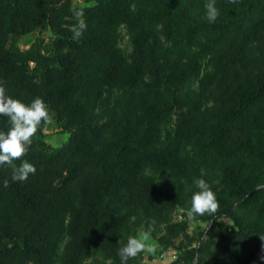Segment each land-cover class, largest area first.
Here are the masks:
<instances>
[{"label":"trees","instance_id":"16d2710c","mask_svg":"<svg viewBox=\"0 0 264 264\" xmlns=\"http://www.w3.org/2000/svg\"><path fill=\"white\" fill-rule=\"evenodd\" d=\"M86 1L0 0V84L25 104L42 98L68 133L52 146L37 132L24 182L0 166V264H121L118 250L152 220L150 237L179 252L169 264H264V0H215V23L208 0ZM37 28L51 53L41 37L17 44ZM202 168L219 209L192 218L208 226L182 247L188 220L173 216L191 208Z\"/></svg>","mask_w":264,"mask_h":264},{"label":"clouds","instance_id":"9594fccd","mask_svg":"<svg viewBox=\"0 0 264 264\" xmlns=\"http://www.w3.org/2000/svg\"><path fill=\"white\" fill-rule=\"evenodd\" d=\"M235 4L237 0H230ZM206 16L210 23H215L220 15L215 0H208L204 5ZM82 10L76 11L74 16L78 23L71 28L72 39L79 42L87 28L83 21ZM0 116L8 118L10 128L7 132L0 131V166H8L13 169L12 181L24 182L30 175L37 171L36 167L23 157L30 151L33 137L38 131L46 132L52 122V115L46 102L36 97L30 104L14 99L6 94V88L0 84ZM21 161L17 167L15 161ZM206 175L205 169L200 170V177L194 181L198 191L191 197V208L186 210L190 218L204 215H214L219 209V203L210 185L203 179ZM8 180L3 181V186L8 187ZM228 224L230 223L227 221ZM155 230V220L149 224L147 231L139 236H130L127 243L118 250L121 264H128L130 259H135L141 253H151L154 248L147 241ZM264 239V238H262Z\"/></svg>","mask_w":264,"mask_h":264},{"label":"rangeland","instance_id":"374dc122","mask_svg":"<svg viewBox=\"0 0 264 264\" xmlns=\"http://www.w3.org/2000/svg\"><path fill=\"white\" fill-rule=\"evenodd\" d=\"M73 5H86V4H92V1H86V0H71ZM37 37H41L43 39V51L45 53H51V33L50 31H44L40 30L39 28L35 29L32 32L25 33L22 35H19L16 37V42L21 48H27L30 46L34 40ZM118 45L122 49V51L125 54H128L131 51V43H130V32L127 29L125 25H121L118 29ZM31 67H33V64H30ZM197 90V80L192 79L188 86H186L184 89H182V94L185 92H195ZM98 113H99V119H104V109L101 107H98ZM173 123V120H170L168 122V127L170 128ZM45 133L44 140L52 145V146H59L61 145L68 137V133L61 130L59 124L56 122L55 118L52 115V122L48 126V130ZM148 174H152L151 171L147 170ZM155 175H158L156 173ZM214 181L217 180V177L214 175ZM183 213L186 214L185 209H177L174 213L173 219L179 220L182 219ZM187 220H188V236L184 238H178L176 239V243H179L180 246L185 247L191 243V245H195L196 241L195 238L198 236V233L200 232V229L197 227L200 225L201 227H207L208 224L206 223H199L196 224L192 218L188 217L186 214ZM220 221L224 224H228L227 221H229L231 224V221L227 218H222ZM143 233L141 227H137L133 233L132 236H139V234ZM147 243L154 248V251L151 253H144L143 257L140 260V264H169L172 260H174L179 253L176 249H173L171 247L164 248L163 246L159 245L156 240L152 237H149V240ZM264 254V247L261 248V250L255 255L254 259L257 261L261 255ZM108 264V261L106 262Z\"/></svg>","mask_w":264,"mask_h":264}]
</instances>
